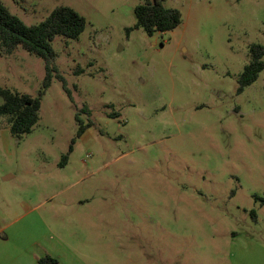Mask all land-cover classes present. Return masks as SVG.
Segmentation results:
<instances>
[{
    "label": "rangeland",
    "instance_id": "rangeland-1",
    "mask_svg": "<svg viewBox=\"0 0 264 264\" xmlns=\"http://www.w3.org/2000/svg\"><path fill=\"white\" fill-rule=\"evenodd\" d=\"M3 1L27 24L62 5L87 23L53 41L71 96L54 77L21 138L0 118V264H264V70L237 90L264 0H162L182 23L155 36L127 34L146 0ZM45 74L0 53L4 87L37 95Z\"/></svg>",
    "mask_w": 264,
    "mask_h": 264
},
{
    "label": "trees",
    "instance_id": "trees-1",
    "mask_svg": "<svg viewBox=\"0 0 264 264\" xmlns=\"http://www.w3.org/2000/svg\"><path fill=\"white\" fill-rule=\"evenodd\" d=\"M136 24L128 27L127 34L134 28H142L149 36L174 30L182 23V14L179 9L165 6L162 0H146L135 7ZM86 18L71 6H58L49 15L37 24H27L9 7L0 0V53L10 54L17 47L22 46L31 54L45 60L46 74L42 88L37 95L19 93L8 87L0 85V95L4 101L0 104V118L6 117L12 135L23 137L33 131L40 119L42 100L47 89L51 86L54 77L63 82L64 90L71 96L65 77L59 73L54 63L56 51L53 41L57 36L78 38L86 28ZM250 60L245 65L239 78L238 92L253 84L264 70V45L253 44L250 48ZM80 123L77 137H81L93 122ZM75 139L73 140V143ZM73 152V144L69 146V153ZM68 155L63 156L62 163L68 160ZM256 219L255 210L251 212ZM39 264H58L57 259L51 256L40 258Z\"/></svg>",
    "mask_w": 264,
    "mask_h": 264
},
{
    "label": "crops",
    "instance_id": "crops-1",
    "mask_svg": "<svg viewBox=\"0 0 264 264\" xmlns=\"http://www.w3.org/2000/svg\"><path fill=\"white\" fill-rule=\"evenodd\" d=\"M12 177V175L9 177V178H11ZM35 260H38V257L37 258H35Z\"/></svg>",
    "mask_w": 264,
    "mask_h": 264
},
{
    "label": "water",
    "instance_id": "water-1",
    "mask_svg": "<svg viewBox=\"0 0 264 264\" xmlns=\"http://www.w3.org/2000/svg\"><path fill=\"white\" fill-rule=\"evenodd\" d=\"M10 176L5 177V179L9 178Z\"/></svg>",
    "mask_w": 264,
    "mask_h": 264
}]
</instances>
